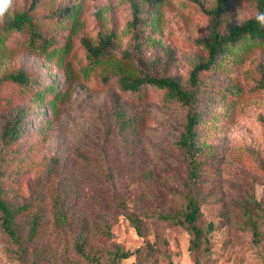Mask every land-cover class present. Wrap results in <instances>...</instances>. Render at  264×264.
I'll return each instance as SVG.
<instances>
[{"label":"rangeland","instance_id":"rangeland-1","mask_svg":"<svg viewBox=\"0 0 264 264\" xmlns=\"http://www.w3.org/2000/svg\"><path fill=\"white\" fill-rule=\"evenodd\" d=\"M258 2L228 0L220 31L255 16ZM217 4L13 0L0 18V171L4 197L28 204L18 217L22 240L33 214L42 215L35 239L24 242L27 264H108L117 248L133 252L118 264H264V40L242 41L200 73L199 249L186 226L160 216L186 207L191 157L180 139L188 107L166 89L124 90L118 80L119 62H130L189 88L191 70L208 57L199 38L210 33ZM25 9L52 35L46 51L30 46L25 30L2 29ZM105 33L113 49L94 62L83 39L98 44ZM21 69L26 85L4 77ZM18 115L21 134L5 140L4 124ZM24 250L0 227V264H23Z\"/></svg>","mask_w":264,"mask_h":264},{"label":"trees","instance_id":"trees-1","mask_svg":"<svg viewBox=\"0 0 264 264\" xmlns=\"http://www.w3.org/2000/svg\"><path fill=\"white\" fill-rule=\"evenodd\" d=\"M152 1L157 2L159 0ZM258 4L259 11L264 12V0H259ZM135 6H137L136 3ZM227 7L228 0H218L217 6L208 11L212 15L210 33L205 37L199 38V42H201L208 51V57L205 61L198 62L191 70L189 88H185L182 85L178 76H160L158 74L150 73L143 66H139L135 69L131 66L130 62L127 64L119 62L117 69L118 80L122 89L139 92L146 85H154L166 89L169 97L188 107L185 129L180 139L181 145L191 157L189 183L186 192V207L181 213L161 212L160 216L164 219H169L175 223L186 226L193 233V248L195 249L201 247L202 237L204 235V229L198 224V218L201 214V206L193 193V185L197 181L198 176V164L196 162V154L199 149L197 145V127L202 120V112L197 105L200 73L215 67L221 58L228 55L235 47L242 45V41L264 40V27L256 22L254 16L247 18L242 22L230 23L225 32L220 31V18L227 10ZM67 11L72 12V10ZM2 29L27 31L29 34V45L34 48H39L42 51H46L53 41L52 35L46 34L39 27L37 19L31 13L30 9L16 12L14 18L7 21ZM3 38V35L0 33V41ZM83 42L87 48L88 55L94 62H98L107 56L114 46L112 33L102 34L98 44H93L86 38L83 39ZM125 56L131 57V54L125 52ZM140 61L145 63L143 58H140ZM4 77L12 79L21 85H26L30 81V76L23 69L16 72H10ZM119 114L122 117L124 125H127L129 120L125 115V111L119 108ZM22 129V117L18 115L4 124L2 136L8 141L16 140L21 134ZM27 208L28 204H14L4 197L0 171V227L13 241L23 244L25 249L23 254H21L23 264H27L24 255L26 250H28V246H25L24 242L27 240V243H30L35 239L42 218L40 213L36 212L33 214L30 220L29 236L27 239L22 240L18 217ZM57 218L61 223H64L67 220V212L62 206L57 208ZM133 220L136 224L137 230L142 232L141 220L138 217H134ZM213 228L214 222L210 221L208 229L212 230ZM254 233L258 237L259 230L257 225H255ZM77 247L81 252L85 253L81 242L77 243ZM132 253L133 252L130 249L117 248L111 252V258L108 264H118L121 259L129 257ZM197 264L200 263L197 262Z\"/></svg>","mask_w":264,"mask_h":264},{"label":"clouds","instance_id":"clouds-1","mask_svg":"<svg viewBox=\"0 0 264 264\" xmlns=\"http://www.w3.org/2000/svg\"><path fill=\"white\" fill-rule=\"evenodd\" d=\"M13 0H0V18H3L5 14L12 7ZM254 19L256 22L264 27V12L257 11Z\"/></svg>","mask_w":264,"mask_h":264}]
</instances>
